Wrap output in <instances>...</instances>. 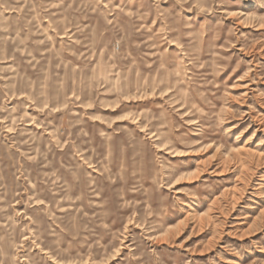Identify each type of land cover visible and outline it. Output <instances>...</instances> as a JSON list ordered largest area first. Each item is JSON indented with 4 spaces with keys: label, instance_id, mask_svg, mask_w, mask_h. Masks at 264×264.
<instances>
[{
    "label": "rangeland",
    "instance_id": "1",
    "mask_svg": "<svg viewBox=\"0 0 264 264\" xmlns=\"http://www.w3.org/2000/svg\"><path fill=\"white\" fill-rule=\"evenodd\" d=\"M0 264H264V0H0Z\"/></svg>",
    "mask_w": 264,
    "mask_h": 264
}]
</instances>
